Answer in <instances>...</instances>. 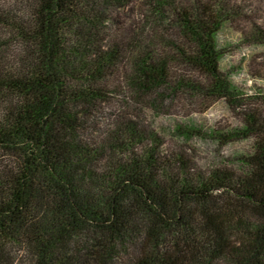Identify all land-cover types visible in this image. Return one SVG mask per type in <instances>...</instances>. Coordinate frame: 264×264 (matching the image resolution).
Instances as JSON below:
<instances>
[{
    "label": "trees",
    "instance_id": "1",
    "mask_svg": "<svg viewBox=\"0 0 264 264\" xmlns=\"http://www.w3.org/2000/svg\"><path fill=\"white\" fill-rule=\"evenodd\" d=\"M250 3L0 0V264H264V93L220 67L240 19L264 47ZM218 101L236 124L197 121ZM178 105L168 148L144 114Z\"/></svg>",
    "mask_w": 264,
    "mask_h": 264
},
{
    "label": "rangeland",
    "instance_id": "2",
    "mask_svg": "<svg viewBox=\"0 0 264 264\" xmlns=\"http://www.w3.org/2000/svg\"><path fill=\"white\" fill-rule=\"evenodd\" d=\"M250 8L253 13L254 22L259 27H264V5L262 0H250ZM136 2L130 5L122 16L121 20L128 21L127 14L129 10L132 13L135 11ZM253 3V5H252ZM130 14V15H131ZM132 18V16H131ZM252 21L240 19L233 23L231 27L226 28L220 35L222 45L228 44L225 56L220 63V67L224 72H227L230 80L245 94H251L261 90L264 93V47H257L251 44L243 35L250 34ZM243 39V40H242ZM183 105H178L172 111L171 115L159 116L154 118L148 113H145L146 121L151 122L154 129L165 135V145L168 148H174L173 138L166 135V130L172 122V116L177 112H183ZM239 110L229 107L223 101H218L208 108L202 114L195 115L207 127L215 126L216 128H227L237 123ZM248 149V145L244 142L231 143L224 147L214 148L202 142L199 139H192L186 142L184 152L193 160L200 168L213 165H221L226 169H232L231 159L235 154L243 153Z\"/></svg>",
    "mask_w": 264,
    "mask_h": 264
}]
</instances>
